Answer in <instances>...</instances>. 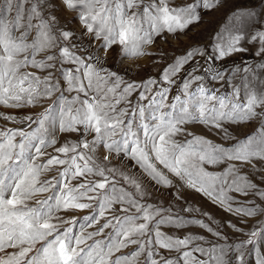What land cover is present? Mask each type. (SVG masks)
I'll use <instances>...</instances> for the list:
<instances>
[{"label": "snow or ice", "instance_id": "1", "mask_svg": "<svg viewBox=\"0 0 264 264\" xmlns=\"http://www.w3.org/2000/svg\"><path fill=\"white\" fill-rule=\"evenodd\" d=\"M225 2L192 0L183 6H171L170 0H59L66 11L77 13L85 35L103 41L100 47L105 53L119 44L121 55L130 59L150 55L145 46L152 43L154 36L164 31L184 32L199 23L202 14L222 7ZM50 3L55 6L57 0H31L26 17L23 3H16L15 16L10 15L13 0H3L0 6V105L36 107L42 99H51L60 92L42 113L21 121L31 131L0 130V264H136L141 254L147 264H230L229 252L236 253V264H245L243 250L254 245L258 238H264V225L244 233L247 240L227 247L204 241L202 236H168L160 230L161 225L181 227L188 223L205 228L217 239L223 238L219 231L199 219L186 220L173 213L171 207L148 202L150 194L135 174L128 175L113 164L118 160L124 168H139L157 191L160 187H175L176 200L181 199V189L188 188L233 215L253 217L264 213V209L255 205L233 207L236 201L227 194L246 196L256 187L239 175L237 165L264 161V92L258 93L250 81L242 80L241 101V87L234 86L230 96L218 94L206 87L203 75L190 73L181 80L173 96L174 103H167L177 83L175 77L186 64L196 56L215 63L217 58L222 60L245 51L240 47L243 35L236 32L218 36L214 53L207 56L194 47L175 57L162 70L159 80L125 82L118 73L106 68L99 52L83 49V54H78L76 46L67 43L74 34L47 12ZM21 29L16 36L14 31ZM33 30L36 35L29 43ZM252 39L261 44L260 52L264 53V32H257ZM43 52L52 54L37 60V55ZM57 62L75 66L60 70L67 85L63 91L59 79H53L52 70L57 68ZM28 67L48 71V75L41 79L35 73L21 72ZM206 71L212 73L213 81L224 80L221 71L213 72L212 68ZM65 91L76 95L69 100ZM133 92H138L136 104L130 109H118L121 103H131L128 97ZM0 117L17 122L15 116L0 114ZM252 119L261 121V126L230 147L215 145L184 127L200 123L222 130L225 138H229L222 122ZM57 132H76L81 138L55 148L57 154L53 155L46 150L56 145ZM177 134L192 138L180 143L175 139ZM98 149L102 151V159L97 156ZM45 155L49 158L37 164ZM224 163L227 167L221 173L208 172L204 167ZM56 166L62 168L58 176L41 182V174ZM164 170L180 183L174 184ZM73 180L77 181L75 186ZM50 191L52 194L46 199L36 201L37 206L27 204L35 195ZM257 195L264 199V191H258ZM84 210H90V214L82 217L79 224L75 217L64 220L56 215L61 211ZM64 224L70 226L61 231ZM97 224L96 231L85 235L87 228ZM229 226L242 231L236 225ZM74 227L79 228V233L73 234ZM109 228L112 231L103 240L94 239ZM88 240L93 243L82 247ZM40 242L43 243L37 248ZM131 245H136L135 251L116 255ZM159 249L174 251L176 258L161 255ZM256 264H264V254L258 253Z\"/></svg>", "mask_w": 264, "mask_h": 264}, {"label": "rangeland", "instance_id": "2", "mask_svg": "<svg viewBox=\"0 0 264 264\" xmlns=\"http://www.w3.org/2000/svg\"><path fill=\"white\" fill-rule=\"evenodd\" d=\"M192 0H170L171 6H183L186 3H191ZM16 3H23V9L25 17L27 16L28 10L31 7V0L25 2V0H13V10L10 14L15 16V5ZM3 5V0H0V6ZM47 12L54 14L59 23L66 29L71 28L73 32V38L67 43L75 45V50L78 54H83V49H88L91 52H99L102 57V63L106 65L109 71L118 73L125 82H141L148 78H153L159 80L162 70L170 64L175 57L184 55L187 51L193 49L194 47H199L205 55H210L214 53V49L217 42L218 36L227 37L229 33L239 32L243 35V40L240 43V47L245 49L242 52H236L224 59L217 58L215 63L208 61L204 56H196L188 64L184 66L181 73L175 77L177 83L171 89L169 93L167 103H174L173 96L177 94L178 87H180V82L190 73L196 75H203V83L209 89L216 90L218 94H223L230 96L234 86L241 87V101L244 100V91L242 80H247L251 82V87L255 88L256 91L264 92V53L260 52L261 44L258 41H254L252 37L257 32H264V0H226L222 7H218L211 11H207L206 14H202V18L199 23L190 25L184 32L168 33L167 31L162 32L160 35L154 36L151 44L145 46V51L150 53V55L141 56L135 59L125 58L121 55V48L119 44L113 45L107 53L100 47L103 43L102 40H95L92 35H85L82 25L79 23L77 18V13L66 11L63 6L57 0L55 6L51 3L48 6ZM254 13L251 16L248 15H236L237 13ZM36 23V21H33ZM21 31H14L16 36H19ZM35 30L32 31L28 37V42L31 43L32 39L35 37ZM54 51H58L55 49ZM52 54V52H43L37 55V60H43L47 55ZM75 66L66 63L60 65L57 62V68L52 70L54 72L53 79H59L60 88L63 91L67 85L63 78L61 77L60 70H71ZM212 68L214 71H221L224 74L223 81H213L211 79V72H207L206 69ZM247 69V71H245ZM31 72L35 73L41 79L48 75V71H40L39 69L28 67L27 69H21V72ZM43 86L41 85V88ZM123 87V85H121ZM196 87L195 84L192 85V89ZM60 95L57 92L51 99H42L36 107H22V108H8L0 105V114L11 115L17 118V122H11L0 117V130L4 129H26L31 131V128L27 127V123L21 121L25 120L27 116L36 117L42 113L45 108L49 107L55 100L56 97ZM64 95L71 100L72 97L76 95L75 92H64ZM138 92H133L128 100L130 104L121 103L118 105L119 108L128 107L129 109L134 106L137 102ZM141 103L147 104V101H142ZM164 111H168L167 108ZM146 118L149 113L146 112ZM152 123H155L152 121ZM223 128L227 130L228 137L225 138L223 131L215 128H209L200 123H188L184 127L187 132L192 133L195 136L203 137L211 141L215 145H221L223 147H230L235 144L237 140H243L244 138L253 135L257 129L261 126V121L257 119L248 120L240 123H233L231 121H224ZM36 125L33 124L32 128ZM80 134L76 132L72 133H59L55 134V139L57 141L54 147L48 148L47 153H55V148L60 147L66 142H76L80 140ZM191 136L185 134H177L175 139L180 143H184L186 140L191 139ZM89 140L92 136L88 137ZM19 137H17V142ZM97 156L102 159V151L97 150ZM49 157L47 155L41 157L36 161L37 164L43 163ZM127 164H131V161H127ZM113 164L121 167L122 171H126L128 175L135 174L137 180H139L143 186L147 189L150 194L148 202L153 204H158L163 208L171 207L173 213L178 214L187 219H199L203 221L206 225L211 227L214 231H219L222 234V239H217L214 235L209 233L205 228H201L198 225L188 224L181 227H176L175 225H161L160 230L168 236L172 237H184L187 235L202 236L204 241L219 244L221 246L227 247L230 245H235L242 240H247L248 237L244 234L251 231L258 225H264V213H258L253 217H245L233 215L226 212L222 207L214 203L207 196L201 193L195 192L192 189L182 188L180 191L181 199L176 200L174 198V193L177 191L175 187L173 188H163L160 187L157 191L153 188L151 182L148 178L144 177L140 173L139 168H124L119 165L118 160H114ZM255 165V166H253ZM158 167H160L158 165ZM208 172L221 173L227 167V164H217V165H204ZM240 169L239 175L246 177L252 184L256 187L249 190L248 195L242 196L235 192H228L227 194L234 198L236 201L232 204L233 207L240 206H257L264 209V199H261L258 195V191H264V161L254 160L252 164L237 165ZM62 171L60 166L53 167L48 171H45L39 177L40 181L51 180L53 177L58 176V173ZM169 179L173 180L174 184H179L180 182L173 177L171 174L167 173ZM232 177H229L231 180ZM72 185L77 184L76 180L71 181ZM39 186V185H38ZM227 187V186H225ZM132 191L131 188H129ZM52 192H46L37 194L27 201L30 207H35L36 201L44 200L50 196ZM192 209V211H184V209ZM90 214V210L84 211H68V212H58L57 216L62 217L64 220H70L73 217L76 218L77 224H79L80 219L84 216ZM142 222V221H141ZM103 223V221H101ZM236 225L242 231H236L229 226ZM70 225L64 224L61 226V231ZM99 228V224L94 227L87 228L85 235L89 232H94ZM112 231L111 228L106 229L102 236L94 237L95 240H103L108 233ZM79 233V228H73V234ZM48 239H51L49 237ZM43 242L37 243L36 247H41ZM93 240H88L86 244L82 247H87L92 244ZM197 243H202L197 241ZM207 246V245H205ZM136 245H131L127 248L121 249L120 252L116 253L119 255H128L135 251ZM19 249H9V251H18ZM161 255L166 256L169 259H175L176 253L174 251H166L159 249ZM245 254V264H256L258 253L264 254V238H258L254 245H248L244 250ZM236 253L229 252L230 264H236L234 259ZM115 257H113L114 259ZM136 264H147L144 254H141L137 258Z\"/></svg>", "mask_w": 264, "mask_h": 264}]
</instances>
